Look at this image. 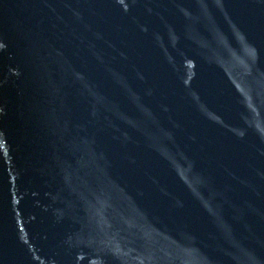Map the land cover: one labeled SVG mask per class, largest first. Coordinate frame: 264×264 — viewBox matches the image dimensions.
Segmentation results:
<instances>
[{
	"label": "water",
	"instance_id": "1",
	"mask_svg": "<svg viewBox=\"0 0 264 264\" xmlns=\"http://www.w3.org/2000/svg\"><path fill=\"white\" fill-rule=\"evenodd\" d=\"M0 264H264V0H0Z\"/></svg>",
	"mask_w": 264,
	"mask_h": 264
}]
</instances>
